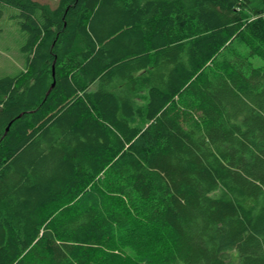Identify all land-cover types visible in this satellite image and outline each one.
Segmentation results:
<instances>
[{"label":"trees","instance_id":"obj_1","mask_svg":"<svg viewBox=\"0 0 264 264\" xmlns=\"http://www.w3.org/2000/svg\"><path fill=\"white\" fill-rule=\"evenodd\" d=\"M6 12L0 264H264V0Z\"/></svg>","mask_w":264,"mask_h":264},{"label":"rangeland","instance_id":"obj_2","mask_svg":"<svg viewBox=\"0 0 264 264\" xmlns=\"http://www.w3.org/2000/svg\"><path fill=\"white\" fill-rule=\"evenodd\" d=\"M56 6L59 0H40ZM23 35L19 24L6 12L0 19V78L6 74H13L22 67L21 46ZM256 66H262L260 58H253ZM140 234V233H137ZM230 264H238L234 252L231 253Z\"/></svg>","mask_w":264,"mask_h":264},{"label":"water","instance_id":"obj_3","mask_svg":"<svg viewBox=\"0 0 264 264\" xmlns=\"http://www.w3.org/2000/svg\"><path fill=\"white\" fill-rule=\"evenodd\" d=\"M54 73V72H53ZM9 128V127H8ZM8 128H7V130H8Z\"/></svg>","mask_w":264,"mask_h":264},{"label":"bare ground","instance_id":"obj_4","mask_svg":"<svg viewBox=\"0 0 264 264\" xmlns=\"http://www.w3.org/2000/svg\"><path fill=\"white\" fill-rule=\"evenodd\" d=\"M135 251V250H134ZM136 252V251H135ZM133 253V252H132Z\"/></svg>","mask_w":264,"mask_h":264}]
</instances>
